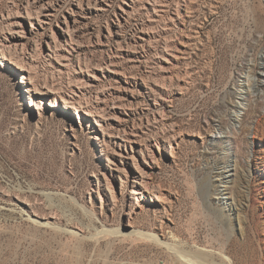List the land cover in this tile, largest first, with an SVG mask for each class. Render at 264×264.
<instances>
[{
    "label": "rangeland",
    "instance_id": "1",
    "mask_svg": "<svg viewBox=\"0 0 264 264\" xmlns=\"http://www.w3.org/2000/svg\"><path fill=\"white\" fill-rule=\"evenodd\" d=\"M263 57L264 0H0V264H264Z\"/></svg>",
    "mask_w": 264,
    "mask_h": 264
},
{
    "label": "bare ground",
    "instance_id": "2",
    "mask_svg": "<svg viewBox=\"0 0 264 264\" xmlns=\"http://www.w3.org/2000/svg\"><path fill=\"white\" fill-rule=\"evenodd\" d=\"M263 59H264V57H263ZM256 66H257L256 60H248L244 66L243 73L241 74V76H240V78L236 84V89L239 92V95H241L242 97L244 96V93H247V92H249V93H252V92L256 93L257 92V94L259 93L258 95L264 94V60H263V63L260 64V70L259 71H257ZM241 105H244V103L242 101L239 104H237V108H239ZM240 116L241 115L239 113L237 115L236 119H238ZM215 139H217L216 136H215ZM254 148H257L255 150H258V154L260 155L259 159L260 158L263 159L262 156L264 155V145L262 143H260L259 145L254 146ZM135 234L139 235L141 237L152 238L153 240H156L157 243H160V241L158 240L156 235H154V236L151 235L152 236L151 237L147 234H143L142 232H135ZM190 263H191V261H190Z\"/></svg>",
    "mask_w": 264,
    "mask_h": 264
}]
</instances>
